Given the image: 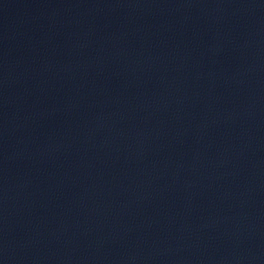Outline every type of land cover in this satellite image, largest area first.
I'll return each mask as SVG.
<instances>
[{
  "label": "water",
  "instance_id": "water-1",
  "mask_svg": "<svg viewBox=\"0 0 264 264\" xmlns=\"http://www.w3.org/2000/svg\"><path fill=\"white\" fill-rule=\"evenodd\" d=\"M0 264H264V0H0Z\"/></svg>",
  "mask_w": 264,
  "mask_h": 264
}]
</instances>
